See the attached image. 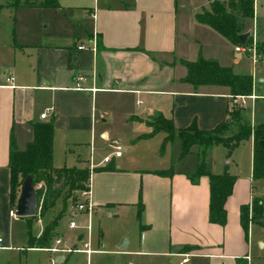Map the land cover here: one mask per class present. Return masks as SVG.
<instances>
[{
	"label": "crops",
	"instance_id": "crops-1",
	"mask_svg": "<svg viewBox=\"0 0 264 264\" xmlns=\"http://www.w3.org/2000/svg\"><path fill=\"white\" fill-rule=\"evenodd\" d=\"M205 1L199 0L193 7L195 0H58L56 8L75 11L82 19L78 38L68 44L36 46L13 40L7 46L9 58L0 61V212L8 218L9 209L16 204L9 197L11 141L23 149L32 138L31 122L52 117L53 165L89 169L95 211L111 217L118 212L136 214L141 202L137 238L132 240L119 229L113 233L115 242L126 236L123 247L122 240L117 243L121 249L150 264H170L176 257L179 264L184 252L189 255L183 264H264V230L253 237L246 234L241 222V206L250 205L262 184L260 180L256 185L252 175L253 139L248 138L249 168H241L237 161L233 168L227 167L236 178L224 202L226 220L220 224L208 218V176L191 178L199 162L196 147L182 158L172 148L185 167L174 165L172 159L168 164L149 163L146 158L154 148L149 139L160 134L162 141L165 132L139 136L151 129L141 118L154 111L170 117L176 129L193 120L199 128H212L226 117L228 87L194 86L183 79L187 69L180 59L192 60L184 57L192 45L179 44L178 26L183 24L184 35L194 29L195 14ZM207 2L209 7L210 0ZM79 44L84 47L78 48ZM24 54L32 58L35 70L22 65ZM238 60L236 57L234 62ZM7 73L13 75L12 80L6 79ZM79 74L84 79L76 86ZM46 109L47 116L40 117ZM97 136L101 148L111 146V138L130 144L124 146L119 140L121 154L102 162L104 155L112 153V146L102 157L96 158L92 147L88 156L83 154V144L90 146ZM141 141L145 142L138 144ZM80 213L86 215L78 212L74 217L83 226L71 228L78 229V239L85 234V224L91 222L88 215L85 224L78 220ZM40 230L38 227L37 234ZM86 242L81 250L89 254Z\"/></svg>",
	"mask_w": 264,
	"mask_h": 264
},
{
	"label": "rangeland",
	"instance_id": "rangeland-1",
	"mask_svg": "<svg viewBox=\"0 0 264 264\" xmlns=\"http://www.w3.org/2000/svg\"><path fill=\"white\" fill-rule=\"evenodd\" d=\"M0 1L4 4L14 2V0ZM30 1L38 2L39 0ZM73 1L76 2L79 0ZM195 1L196 2L192 5L193 7L197 5L196 3L199 0ZM203 3L206 6L203 8H208L207 0ZM253 6L254 14L250 18H246L245 26L246 30L250 32L248 35L249 41L252 38V33L256 31L258 45L256 61L252 60V56L248 52L236 51L234 49V43L219 33L214 27L198 21L196 16V27L194 26V29L187 33L185 32L186 35H184L185 30L183 24L181 25L180 22L178 26L179 44L185 43L186 47H188V43L192 45V50L187 52L184 57H189L194 60L199 56L205 57L210 55L216 57L220 64L230 66L234 72H250L252 74V93L244 94V98L237 97V106L242 113V118L240 120L248 121L252 126L264 119V49L259 47V43L264 41V0H253ZM202 9L199 8L198 10L201 11ZM76 14L75 11L60 9L53 6H30L21 4L0 6V61L3 58L4 60H8L9 47L7 46L13 43V40L14 43L17 44L24 43L33 46L44 45L46 43H70L69 41L72 39L78 38L77 34L80 33L78 31L82 28L80 25L82 19L77 18ZM185 39L189 42H185ZM176 56H178V54H176ZM24 57L26 58H23L22 65L25 69H30L31 71L35 70L36 66L32 58H28L27 54H24ZM236 57L239 59L238 62H234ZM149 118V114H145L141 119L145 121ZM240 120H236L230 124L223 134H231L237 130ZM158 136L161 135H155V137L149 139L154 148L152 155H149L146 161L149 163L161 161L162 164H168L172 159L174 165L185 167L181 161L182 159H179V157L182 158L183 156L179 155L178 157L177 154L174 156L175 154L171 152L172 148H175L174 152L176 153V151H178L180 154V138L174 136L172 139L163 142ZM99 140L97 136L96 139L91 142L90 146L88 144H83V154L88 156L89 148L92 147L94 156L98 158L102 157L103 153H107L110 149L112 150L113 147L110 148L111 146L105 144H103L101 148L98 143ZM121 142L124 146L130 144L128 140L126 142ZM142 142L145 141H141L138 144H142ZM192 147H196V145ZM228 151L229 148L222 143L213 145L205 156L207 167H211L214 170L213 172H222L227 167L233 168L235 161H237L241 168H249L251 163L249 156L251 144L248 138L241 140L238 144L233 146L229 152ZM229 159L230 161L227 162ZM260 180L262 184L259 190L254 193V196L264 199V177L263 179L262 177H255L256 185ZM55 185L60 187L56 203L54 206L50 207L42 217L38 218L39 215L37 214L38 217L36 218L38 219L33 220V231H36L38 227L42 228L44 223L58 216L63 208L62 197L65 196L68 191V184L63 182V180H57ZM75 191L76 190H74L72 194H74ZM71 196L67 198L68 205L58 220L56 230L58 232L57 234H61V236L67 239L68 244L76 241L75 245H70L71 247L79 248L78 251L52 252L46 248L29 247L27 246L28 219L17 215L7 218L4 212H0V237L2 239L0 244L3 245L0 246V264H150V261L148 262V260L141 259L144 257L135 255L134 253H128L124 251L126 248L121 249L118 246L119 242L126 236H122L123 238H121L119 242H115L113 235V233L119 229L126 231V233L131 236L132 240L136 239L138 235V223L136 221L138 219L137 212H135L136 214H134V212H118L111 217L107 216L105 212L93 210L90 214V230L87 231V228H85L83 238L78 239L80 235L77 231L78 229H71L67 226L69 218L74 214ZM248 212L249 216H251L252 209L249 208ZM77 219L84 221L85 224L87 214L84 215L80 213ZM260 229L264 230V216H260L259 219L249 224V233H252L253 237L259 234ZM84 241H89V247L91 248L89 254L81 250L85 248ZM128 248L130 247L128 246L127 249ZM58 256H62V260H58ZM52 258L54 259L53 263ZM170 264H178V258L176 257Z\"/></svg>",
	"mask_w": 264,
	"mask_h": 264
},
{
	"label": "trees",
	"instance_id": "trees-1",
	"mask_svg": "<svg viewBox=\"0 0 264 264\" xmlns=\"http://www.w3.org/2000/svg\"><path fill=\"white\" fill-rule=\"evenodd\" d=\"M6 4L59 6L58 0H39L38 2L14 0V2ZM2 5L4 3L0 1V6ZM253 14V0H210L209 7L203 8L195 16L198 21L209 24L232 43L238 44L249 42V36L242 40L240 33L246 31V18L252 17ZM259 47L264 49V41L259 43ZM180 61L187 68L183 79L194 86L212 84L228 87L226 117L212 128H199L193 120L188 126L176 129L170 117L165 116L161 111H154L149 114L150 118L145 120L146 124L151 126V129L139 136H150L156 131L163 130L165 132L163 142H166L177 135L180 138V156L188 153L192 146L196 145L199 162L191 178L195 181L199 175L206 174L208 176V218L210 221L223 224L226 220L224 202L232 191L236 175L230 173L227 168L222 172L210 171L206 165L205 156L215 144L222 143L230 151L241 140L251 137L253 139L252 175L254 177H264V150L260 144V139L264 138V119L253 126L248 121H241V110L236 103L232 102V99L237 95L252 93L253 78L250 72H234L230 66L220 64L215 57L199 56L194 60L181 58ZM227 118H230V120L228 121ZM236 120H240L237 130L231 134H223L228 126ZM31 128L32 138L23 149L18 148L13 140L10 143L8 160L10 170L9 197L11 203L14 204L19 194L21 181L26 175L32 177L34 185L40 181L44 182L45 192L42 200V187L36 188L35 214L24 217L28 219L27 246L48 247L59 235L57 234L56 225L68 205L67 198L72 195L71 201H73V191L85 186L89 179V169L87 167H56L53 165L52 138L54 126L52 117L47 120L31 122ZM156 171L169 173L170 169H157ZM57 180H63L68 184V191L62 197L63 208L58 216L44 223L41 232L37 234L32 229L33 220L42 217L50 207L55 205L60 192V187L55 185ZM249 208L252 209L251 216H249ZM142 209V204L139 202L137 212L139 220L141 219ZM260 216H264V199L253 196L250 205L243 204L241 206V222L246 234L249 232L250 222L259 219ZM243 264H247V262L245 261Z\"/></svg>",
	"mask_w": 264,
	"mask_h": 264
},
{
	"label": "built area",
	"instance_id": "built-area-1",
	"mask_svg": "<svg viewBox=\"0 0 264 264\" xmlns=\"http://www.w3.org/2000/svg\"><path fill=\"white\" fill-rule=\"evenodd\" d=\"M251 36H252V38H251V40L249 42L235 44V48L234 49L236 51L248 52L252 56V60L256 61V54H257L256 52H257V49H258L257 40H256V31L253 32ZM82 47H84V44H79L78 45V48H82ZM93 48H95L94 44H93ZM263 60H264V54H263ZM6 79L7 80H12L13 79V75L11 73H7L6 74ZM82 79H84V77L82 75H80V74L75 77L76 86H81L80 80H82ZM237 97H243L244 98L245 95L241 94V95H238V96L234 97L232 99V102L237 104V101H238ZM48 112H49L48 109L42 111L40 113V117H42V118L46 117ZM110 144L113 147L112 153L103 156L102 162H108L111 159L112 155L118 156V155L121 154L122 145H121L119 139L111 138L110 139ZM35 187H38V188L42 187V195H41V200H42L44 192H45V186H43V183L40 181V182H38L36 184ZM90 194H91V188H90V182H89V179H88V181L85 183V186L82 187V188L76 189V191L74 193V200H73V204H72L73 210H74V214L75 213L77 214L78 212H86L88 217L90 216L91 212L94 210V205H93V203H92V201L90 199ZM9 214L11 216L16 215L15 214V207L9 209ZM74 214L68 220V227L76 228V227H79L81 225L83 226V224H80V222L75 219V217H74L75 215ZM89 225L90 224H89V221H88L85 224V226L87 228H89ZM40 232H41V230H40ZM1 240L2 239L0 237V241ZM70 244H68L67 243V239L64 238L63 236H61V234H60V235H57L55 237V239L53 240V243L50 246L45 247V248L49 249L52 252H55V251L79 250V248H77V247H71ZM84 244L87 245L88 242L84 241ZM0 246H3V245H0ZM86 250H89V248H86ZM182 254L184 256L179 261V264H183L185 261L188 260L189 252H184ZM53 262H54V259L52 258V263Z\"/></svg>",
	"mask_w": 264,
	"mask_h": 264
},
{
	"label": "water",
	"instance_id": "water-1",
	"mask_svg": "<svg viewBox=\"0 0 264 264\" xmlns=\"http://www.w3.org/2000/svg\"><path fill=\"white\" fill-rule=\"evenodd\" d=\"M249 31L246 30L240 33V38L242 40L246 39L249 35ZM228 121L230 118H227ZM260 144L264 150V138L260 139ZM36 201H37V194H36V187L32 182V177L30 175H26L20 185L19 194L15 204V214L17 216H30L35 214L36 212ZM126 241V237L122 239V243L120 244L123 247Z\"/></svg>",
	"mask_w": 264,
	"mask_h": 264
}]
</instances>
